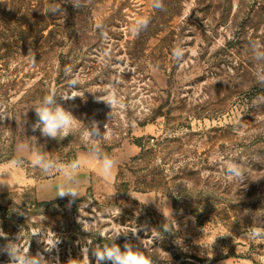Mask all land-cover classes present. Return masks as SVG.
<instances>
[{
    "label": "rangeland",
    "instance_id": "obj_1",
    "mask_svg": "<svg viewBox=\"0 0 264 264\" xmlns=\"http://www.w3.org/2000/svg\"><path fill=\"white\" fill-rule=\"evenodd\" d=\"M45 2L0 0V86L15 106L8 119L0 103V151L13 140L19 158L0 163V203L56 204L31 220L33 243L0 218V264H119L114 249L150 264H264V97L242 95L264 76V0H68L52 38ZM10 27L27 33L7 41ZM37 87L57 90L55 105L74 118L66 136L29 120L26 92ZM131 117L150 122L129 132ZM167 134L177 140L166 174L176 177L135 191L143 173L125 168L140 151L133 138ZM180 185L191 195L179 197ZM121 209L142 224L125 241ZM98 235L115 245L99 247Z\"/></svg>",
    "mask_w": 264,
    "mask_h": 264
},
{
    "label": "trees",
    "instance_id": "obj_2",
    "mask_svg": "<svg viewBox=\"0 0 264 264\" xmlns=\"http://www.w3.org/2000/svg\"><path fill=\"white\" fill-rule=\"evenodd\" d=\"M36 1V0H32ZM45 10L46 13L44 15V20H46V26L44 29H42V32L45 30L49 29V38H52L53 36H58L62 35V20H65L61 16V12H64L65 9V4L68 3V0H45ZM64 2V3H62ZM62 3V4H61ZM33 7H36V5H33ZM36 19L37 16H34ZM35 24V23H33ZM6 33L8 34V37L6 38L7 41H10L11 37H22L25 33H27L23 28L18 29V28H6ZM31 32H33L32 29H30ZM19 33V35H18ZM136 40H140V37L137 36ZM233 43L236 45V41H233ZM238 43V39H237ZM264 45V44H263ZM61 57V56H60ZM60 61L62 65L65 64V60L63 58H60ZM253 68H249L248 71L246 72H253ZM249 89L247 91H244L245 96H248V98H253V97H264V76L263 77H257L256 79L253 78L252 83L250 86H248ZM8 91L6 89V86H0V103L3 102L4 106V111H6V114L8 116V119L11 118V115L13 111L15 110V106L12 105L11 100L9 99L7 95ZM57 93V90H53L52 88L45 89L42 87H37L33 89L31 92H26L27 98L30 96V100L26 102L27 105H29L28 108V114H29V120L33 119L36 113V109L40 107L43 102L44 98L51 95L53 97V94ZM235 93V92H234ZM36 101H38V104H34ZM21 103H24V101H21ZM160 117H167L165 114L161 112L159 114ZM170 120V119H169ZM148 122L150 121H144V122H138L137 118H129L128 120V128L129 132H133V124H139L140 126H145ZM153 122V121H152ZM169 133V132H168ZM177 138L173 137L172 134H167L166 136H160V137H155V136H141V137H134L133 138V144L136 145L140 151L138 154L133 156L130 160V162L125 166L126 169L130 170L131 172L135 174H141V178L137 179L135 181V191L139 192H148L150 190H155L159 189L160 187H169V181L171 179H174V177H170L166 174L167 170L172 169V163L171 158L165 156L166 155V150L176 142ZM60 142V136L55 138L53 141L51 140L49 145L46 146L48 151L51 154L54 152V148L56 146L55 142ZM150 141H153L151 143ZM63 143H66L67 141H62ZM60 144V143H59ZM253 146V144H251ZM61 146V144H60ZM59 146V147H60ZM8 150H4L3 152L0 151V163L5 162V161H13L19 159L15 153V142L12 140L11 143L7 144ZM30 153H35L39 155H45L47 156V151L45 148L41 149H35L33 145H31V150ZM258 164L257 166H262L264 167V159L257 160L256 161ZM169 167V168H168ZM247 180V178H246ZM242 184L241 192L246 190V185L247 182ZM256 184H252L250 189H254L257 191L255 188ZM123 189H120V188ZM121 187L119 186L118 194L122 196H126L128 192L131 189V184L128 181H123L121 183ZM188 188L186 186H179L178 187V192L177 195L179 197H184L187 195H191V189L190 191L187 190ZM247 189H249L247 187ZM262 193V191H261ZM252 194V193H251ZM253 195V194H252ZM89 198V196H85L79 199L74 198L73 201H86ZM136 204H139V202H135ZM56 202L54 201H39L37 198H34L32 200H27V202L23 204H18L15 202H11L9 205H3L0 203V218L2 219L3 222H12L13 227L15 230H21L22 232V238L21 240L25 241V244L27 243H33L32 237H31V228L33 225H36L35 222H31V220H37L36 217H39L41 214L42 216H49L50 215V209L52 205H55ZM30 205V206H27ZM138 209L144 215L150 214L149 210L146 208L144 205H137ZM44 210L43 213L40 211L42 209ZM121 217L123 215L128 216L129 218L122 220L123 223H127V227H129V231H124L122 232V241H125L128 239L127 237H132L135 235L134 230L139 228V233H141L140 227H142V224L140 222H134L132 220V214L128 210H123L121 209ZM123 214V215H122ZM131 217V218H130ZM129 233V236L128 234ZM96 245H99V247H105L108 249V247H112L115 244V241L112 237H103L101 235H98L95 241ZM94 245V249H95ZM179 250V253H182L184 255H190L189 253L183 252V250Z\"/></svg>",
    "mask_w": 264,
    "mask_h": 264
},
{
    "label": "clouds",
    "instance_id": "obj_3",
    "mask_svg": "<svg viewBox=\"0 0 264 264\" xmlns=\"http://www.w3.org/2000/svg\"><path fill=\"white\" fill-rule=\"evenodd\" d=\"M68 98L73 99L74 94ZM36 113L42 122V127L40 124L37 127H41L44 134L52 137H56L58 133H63L66 136L74 123L72 115L62 107L55 105V101L51 95L44 98L43 104L36 109ZM114 163L111 159H105L103 161L102 171L110 173ZM229 172L237 177L241 176V172L235 166H230ZM60 194L63 195V191ZM107 255L109 258H114L119 261V264H150L147 257L132 251L120 255L119 250L114 249L109 251Z\"/></svg>",
    "mask_w": 264,
    "mask_h": 264
}]
</instances>
